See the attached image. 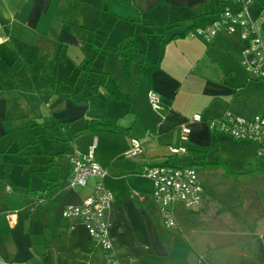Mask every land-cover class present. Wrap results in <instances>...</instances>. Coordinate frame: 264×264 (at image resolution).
I'll use <instances>...</instances> for the list:
<instances>
[{
  "label": "crops",
  "instance_id": "crops-1",
  "mask_svg": "<svg viewBox=\"0 0 264 264\" xmlns=\"http://www.w3.org/2000/svg\"><path fill=\"white\" fill-rule=\"evenodd\" d=\"M238 3L0 0V260L106 264L85 226L61 216L62 207L79 203L95 181L91 177L84 186H71L67 155L86 151L94 142L95 158L107 171L102 182L114 196L105 217L122 264H178L183 254L186 264H223L217 250L231 242L223 239L219 222L224 216L230 220L229 209L218 206L201 186V203L174 205L176 227L168 229L152 197V181L140 172L145 164L196 168L200 163L216 173L221 158L215 162L211 151L215 143L220 151L227 135L209 130L207 121L225 111L245 118L257 112L264 80L245 79L238 34L220 31L208 42L189 36L194 27L218 16L220 4L238 10ZM252 10L261 34L264 3ZM129 40L136 41L138 50L130 53L127 73L115 49ZM145 62L156 67L139 74ZM99 71L102 77L96 79L92 73ZM106 76L128 97H108ZM149 90L161 98L159 110L150 107ZM196 113L201 120L191 121ZM104 122L113 130L100 128ZM183 123L190 128L186 141L177 134ZM32 134V144L39 142L38 135L49 141L28 150ZM131 137L144 151L129 158L124 153ZM170 145H183L186 152L173 154ZM248 165V176L259 181L240 194L239 206L254 223V232H262L264 164L255 155ZM9 212L16 213L13 226L6 218Z\"/></svg>",
  "mask_w": 264,
  "mask_h": 264
},
{
  "label": "built area",
  "instance_id": "built-area-1",
  "mask_svg": "<svg viewBox=\"0 0 264 264\" xmlns=\"http://www.w3.org/2000/svg\"><path fill=\"white\" fill-rule=\"evenodd\" d=\"M238 10L225 8L218 16L203 26L194 27L189 32L190 37L210 41L218 32L237 33L243 43L239 63L245 73L246 80H264V38H262L254 19L250 16L248 6L256 0H237ZM148 102L153 110L162 107L161 98L153 90L147 93ZM191 121H200L201 115L196 113ZM209 130L228 135L236 140L249 141L256 145V156L264 158V96L257 112L251 118H245L225 111L221 116L208 120ZM190 128L186 123L177 128L178 138L186 141ZM125 157H137L144 151L142 143L131 137ZM168 149L173 154L185 153L183 145H170ZM67 158L72 165L70 185L84 186L89 178L95 179L91 192L77 204H66L61 209V216L79 220L94 242L103 251L106 264H122L109 236V222L105 212L109 208L113 193L102 182L107 174L95 158V143L86 151L72 150ZM140 174L152 181V197L158 204L163 217L164 226L168 229L176 227L174 205L180 203L187 208L198 206L202 200L203 190L198 182L194 166H174L169 164H145ZM10 226L16 222V213L6 214ZM264 242V236H262ZM0 264H17L13 261L0 260Z\"/></svg>",
  "mask_w": 264,
  "mask_h": 264
},
{
  "label": "rangeland",
  "instance_id": "rangeland-1",
  "mask_svg": "<svg viewBox=\"0 0 264 264\" xmlns=\"http://www.w3.org/2000/svg\"><path fill=\"white\" fill-rule=\"evenodd\" d=\"M260 2L264 3V0H260ZM260 2L254 1L253 5L251 4L248 6V11L250 10L251 13H253L254 11L252 8L254 9L257 8V6H260ZM225 6L226 5L224 4H220L222 9L227 8ZM239 8L240 4L238 9ZM229 9L235 10L231 7H229ZM261 36L264 38V31H261ZM100 58L101 56H98L97 60L94 62L95 69H97L96 71H98L101 66ZM114 64L113 61L111 67H113ZM115 70L117 69H114V74L119 76L118 82L124 86L119 70ZM75 74L76 71L73 72L70 80L73 79ZM92 75H94L96 79L102 77L100 71L94 72ZM251 116L252 115H249L248 117ZM44 137V135H38L37 139L39 142L32 144V141L35 140L33 139L35 138V135L32 134L30 139H28L29 145L26 144L27 149L37 150L40 146L46 145L49 140ZM255 153V144L249 141L236 140L227 135L220 143V151H217L216 143L211 151L215 162L218 161V156L221 158V166L216 173L215 171L212 174L209 173L207 168L202 167L200 163H198L199 165H196L197 178L201 186L211 195L212 199L216 200L218 206H221L224 209L228 208V213L232 216H229L230 220L225 219L224 216L222 217V221L219 222L225 232L223 239L231 242L230 245L217 250V255L223 264H264V242H262L264 231L254 232V223L250 220L247 213H245V211L243 212V209L239 206L240 194H243L245 190L249 191V189L259 181V178L248 176L247 172L250 170L248 169V161L252 157L255 158ZM258 161L264 164V158L258 157ZM185 258L186 256L183 254L178 264H186Z\"/></svg>",
  "mask_w": 264,
  "mask_h": 264
},
{
  "label": "trees",
  "instance_id": "trees-1",
  "mask_svg": "<svg viewBox=\"0 0 264 264\" xmlns=\"http://www.w3.org/2000/svg\"><path fill=\"white\" fill-rule=\"evenodd\" d=\"M117 52H119L123 58V67L124 70L128 73L129 71V64L131 61V55L130 53L137 51V43L135 40H129L125 45L123 46H119L115 49ZM124 50H127L128 53H125ZM156 67V63H149V62H145V63H140L139 68H138V73L139 74H143L146 75L148 74L150 71H152L154 68ZM105 89L107 91V96L114 98V99H121V98H127V94L123 93L121 91V89L119 88V86L117 85L116 81L114 78L110 77V76H106L105 77ZM100 128L105 129V130H113L112 126L107 122L101 123L100 124ZM218 166L217 164L213 165Z\"/></svg>",
  "mask_w": 264,
  "mask_h": 264
}]
</instances>
